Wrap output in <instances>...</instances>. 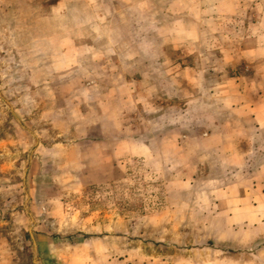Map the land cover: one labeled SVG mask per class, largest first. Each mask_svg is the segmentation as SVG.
Listing matches in <instances>:
<instances>
[{"label":"rangeland","instance_id":"374dc122","mask_svg":"<svg viewBox=\"0 0 264 264\" xmlns=\"http://www.w3.org/2000/svg\"><path fill=\"white\" fill-rule=\"evenodd\" d=\"M250 2L0 0V264H65L60 256L103 235L130 236L135 255L162 235L196 244H146L163 264L192 249L239 252L204 241L219 231L183 229L226 224L223 213L164 211L184 165L172 160L175 141L221 123L236 87L224 81L247 71L236 63L249 58ZM107 142H131L137 156L114 181L94 182L81 153ZM143 144L163 157L139 158ZM257 245L249 251H264Z\"/></svg>","mask_w":264,"mask_h":264},{"label":"crops","instance_id":"0c3cea01","mask_svg":"<svg viewBox=\"0 0 264 264\" xmlns=\"http://www.w3.org/2000/svg\"><path fill=\"white\" fill-rule=\"evenodd\" d=\"M225 2L236 10L242 0H220V4ZM250 4L246 19L253 24L245 33L250 38L245 52L249 58L236 63V67L243 66L241 70L246 67L247 71L224 81L227 86L236 87L226 95L227 113L221 123L210 129L203 139L175 141L172 160L184 165L173 166L172 188L165 192L169 208L164 211L175 212V206L182 205L191 207L189 211L194 212L223 213L226 224H188L183 229L201 227L219 231L220 235L209 233L204 241L211 242L212 246H235L239 252H212V249L174 252L168 258L172 264H264V251H249L264 241V224H260L264 221V0H251ZM130 144L127 149L118 151L117 146L109 142L97 143L92 148L91 158L87 150H83L79 162L82 171L97 170V176L91 178L94 182L114 181L116 175L124 171L127 161L137 156L132 152L135 146ZM139 149L138 157L144 161L156 162L163 157L157 147L154 150L151 145L143 144ZM154 225L164 229V224ZM133 243L131 237L125 235L97 236L91 241V249L83 241L74 253L62 255L59 260L65 264H135L137 260L140 264H163L162 253H145L148 244L161 248L164 243L196 245L176 241L175 234L172 240L162 235L136 243L140 250L135 255ZM47 249L51 255L57 249L55 238L47 237ZM62 251L68 253V248L63 247Z\"/></svg>","mask_w":264,"mask_h":264}]
</instances>
